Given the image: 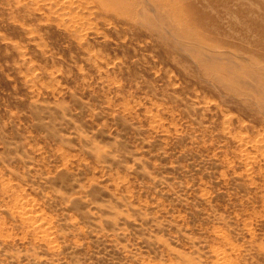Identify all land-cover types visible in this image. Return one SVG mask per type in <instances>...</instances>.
Returning <instances> with one entry per match:
<instances>
[{
  "label": "rangeland",
  "instance_id": "1",
  "mask_svg": "<svg viewBox=\"0 0 264 264\" xmlns=\"http://www.w3.org/2000/svg\"><path fill=\"white\" fill-rule=\"evenodd\" d=\"M0 264H264V0H0Z\"/></svg>",
  "mask_w": 264,
  "mask_h": 264
}]
</instances>
